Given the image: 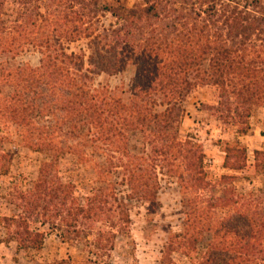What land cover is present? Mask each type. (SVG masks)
<instances>
[{
  "label": "trees",
  "instance_id": "1",
  "mask_svg": "<svg viewBox=\"0 0 264 264\" xmlns=\"http://www.w3.org/2000/svg\"><path fill=\"white\" fill-rule=\"evenodd\" d=\"M106 14L113 20L108 28L100 26ZM83 39L91 70L84 69L83 55L66 51V44ZM27 48L39 53V67L0 63V122L13 123L24 147L49 160L40 164L29 189L15 192L12 204L19 214L0 218V242L14 243L18 252L42 248L44 234L31 227L37 219L52 227L59 221L56 228L73 229L74 239L79 226L94 233L88 264H103L116 237L128 230L127 206L113 184L105 182L98 188L109 190L80 200L74 186L60 180L58 161L75 155L76 147L53 135H83L87 126L94 143L119 155L106 163L117 161L129 199L148 203L147 212L154 213L157 168L169 174L184 168L193 183L206 185L202 151L177 136L193 89L216 88L213 109L224 114L222 121H235L241 135L249 131L252 111L264 109V0H143L133 7L125 0H0V56L14 58ZM130 65L135 77L128 103L87 82V74L114 75ZM130 132L148 146L146 158L128 152ZM224 153L223 169H245L246 148L227 147ZM253 155L254 171L264 172V149ZM178 178L186 182L183 173ZM236 179L219 178V197L205 198L208 188L186 186L193 195L183 230L169 237L159 264L170 262L174 249L190 256L206 235L198 264H264V191L224 188Z\"/></svg>",
  "mask_w": 264,
  "mask_h": 264
},
{
  "label": "rangeland",
  "instance_id": "2",
  "mask_svg": "<svg viewBox=\"0 0 264 264\" xmlns=\"http://www.w3.org/2000/svg\"><path fill=\"white\" fill-rule=\"evenodd\" d=\"M125 1L128 7L143 5V0ZM112 23V18L107 14L100 18L102 27L108 28ZM65 47L67 53L83 55L84 69L91 70L86 61L90 54L88 40L69 43ZM3 61L15 66L28 65L30 68H37L40 65V55L35 49L27 48L14 58L0 56V63ZM87 75L91 88L107 89L125 103L130 101L131 86L135 77L133 65L114 75ZM217 103L216 88L207 86L193 89L184 102V113L177 124L178 140L189 142L194 148H200L203 153V179L206 185L199 187L200 185L193 183L184 168L176 169L172 174L162 166L161 169L157 168L158 209L154 213L147 212L148 203L129 199L121 169L115 168L118 167L117 161L112 162V165L106 163L110 159L112 161L113 157L119 158V155L94 143L87 126L83 127V135L76 132L73 137L65 133L52 136L58 135L61 138L57 140L76 147L75 155H64L57 164L60 180L74 186L71 189L75 198L82 200L97 189L109 190L110 188H98L106 182L113 184L118 198L124 200L127 206V233L116 237L114 248L103 264H159L169 237L183 230L184 212L193 195L188 189L185 192L186 186L194 189L208 188V192L204 193L205 198H210L212 194L219 197L220 188H223L218 184L219 178L228 175L237 179L224 188H235L238 193L264 191V172H256L253 169L254 150L264 149V109L256 108L252 111L248 120L249 131L241 135L238 134L239 125L237 126L235 121L224 122L220 119L224 114L213 109ZM161 110L162 107H155V111ZM48 118L49 121H54L51 116ZM45 121L44 119L42 124ZM127 140L128 152L138 157L148 156L149 148L138 134L130 132ZM227 147L246 148V167L243 171L233 173L223 169L224 150ZM48 160L47 154L32 152L24 147L19 130L13 123L7 120L0 122V218L19 214L12 204L15 192L29 189L36 180L40 164ZM96 172H99L98 179H95ZM182 173L187 183L182 182L184 178H178ZM40 222L41 219H37L31 227L44 234L42 248L24 253L18 252L14 243L5 245L0 242V264H88L87 260L92 258L88 244L91 243L94 233L89 232L86 226H79L78 237L74 239L77 234L72 233L73 229L64 226L61 229L56 228L59 221H56L55 227L42 226ZM88 234L90 235L87 236ZM4 236L0 227V239ZM208 240L209 236H204L201 243L196 245L195 251L187 257L174 249L167 264H198Z\"/></svg>",
  "mask_w": 264,
  "mask_h": 264
}]
</instances>
